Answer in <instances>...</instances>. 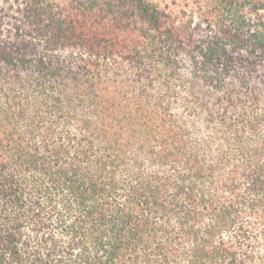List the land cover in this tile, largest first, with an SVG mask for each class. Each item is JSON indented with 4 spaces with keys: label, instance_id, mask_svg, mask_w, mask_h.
Masks as SVG:
<instances>
[{
    "label": "trees",
    "instance_id": "obj_1",
    "mask_svg": "<svg viewBox=\"0 0 264 264\" xmlns=\"http://www.w3.org/2000/svg\"><path fill=\"white\" fill-rule=\"evenodd\" d=\"M22 0L0 36V264H264V0Z\"/></svg>",
    "mask_w": 264,
    "mask_h": 264
},
{
    "label": "rangeland",
    "instance_id": "obj_2",
    "mask_svg": "<svg viewBox=\"0 0 264 264\" xmlns=\"http://www.w3.org/2000/svg\"><path fill=\"white\" fill-rule=\"evenodd\" d=\"M22 0H0V36L3 38L12 37L14 25L18 17L17 9ZM171 10L177 11L184 9V3H189L191 0H163Z\"/></svg>",
    "mask_w": 264,
    "mask_h": 264
}]
</instances>
